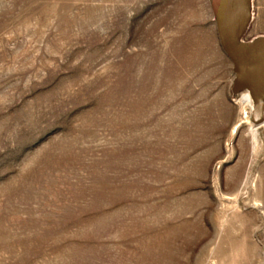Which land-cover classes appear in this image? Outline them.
<instances>
[{
	"label": "rangeland",
	"instance_id": "obj_1",
	"mask_svg": "<svg viewBox=\"0 0 264 264\" xmlns=\"http://www.w3.org/2000/svg\"><path fill=\"white\" fill-rule=\"evenodd\" d=\"M232 80L207 0H0V264H264Z\"/></svg>",
	"mask_w": 264,
	"mask_h": 264
},
{
	"label": "water",
	"instance_id": "obj_2",
	"mask_svg": "<svg viewBox=\"0 0 264 264\" xmlns=\"http://www.w3.org/2000/svg\"><path fill=\"white\" fill-rule=\"evenodd\" d=\"M207 2L219 48L231 65L230 93L247 92L252 103L249 122L259 126L264 114V36L245 39L252 19V0Z\"/></svg>",
	"mask_w": 264,
	"mask_h": 264
},
{
	"label": "bare ground",
	"instance_id": "obj_3",
	"mask_svg": "<svg viewBox=\"0 0 264 264\" xmlns=\"http://www.w3.org/2000/svg\"><path fill=\"white\" fill-rule=\"evenodd\" d=\"M239 95V99H240V101L244 104V105H247L248 107H249V110L251 109V105H252V103H251V99H250V97H249V95L247 94V92H241V93H239L238 94ZM247 122V121H246ZM263 127L264 126V123H262V124H260L259 126H253V125H250V130H251V132H252V134L253 133H255V131H256V129L258 128V127ZM253 139V138H252Z\"/></svg>",
	"mask_w": 264,
	"mask_h": 264
}]
</instances>
